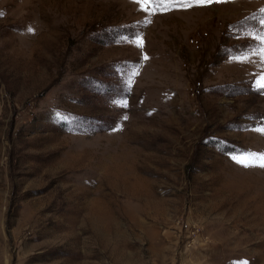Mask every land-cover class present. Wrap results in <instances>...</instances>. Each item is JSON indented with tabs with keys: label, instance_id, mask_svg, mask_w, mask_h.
<instances>
[{
	"label": "rangeland",
	"instance_id": "374dc122",
	"mask_svg": "<svg viewBox=\"0 0 264 264\" xmlns=\"http://www.w3.org/2000/svg\"><path fill=\"white\" fill-rule=\"evenodd\" d=\"M0 264H264V0H0Z\"/></svg>",
	"mask_w": 264,
	"mask_h": 264
}]
</instances>
